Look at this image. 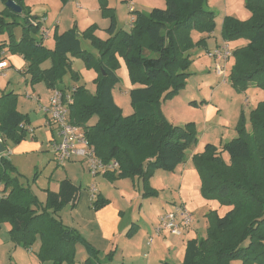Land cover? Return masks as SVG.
Instances as JSON below:
<instances>
[{
	"label": "trees",
	"instance_id": "1",
	"mask_svg": "<svg viewBox=\"0 0 264 264\" xmlns=\"http://www.w3.org/2000/svg\"><path fill=\"white\" fill-rule=\"evenodd\" d=\"M13 1L21 7L20 14L9 9L0 12V62L5 61L4 50L17 54L26 62L30 85L42 83L48 90L69 93L68 121L83 129L88 144L103 163L118 164L117 171L103 177L110 182L138 178L143 197H155L157 192L150 187L154 173L174 172L197 144L195 125L171 124L161 112V103L172 99L185 85L190 52L198 44L190 33L197 30L210 34L215 27V15L207 9V0H164V9L132 11L134 22L127 31L116 30L113 17L105 15L109 19L104 30L106 40L95 35L96 26L88 27L79 37L76 28H70L53 34L50 49L41 37L34 38L39 25L31 21L38 17L30 15L22 0ZM244 4L250 13L247 21L225 17L221 24L223 41H247L244 47L232 51L228 81L238 93L249 86L264 91V0H244ZM17 16H22V21H17ZM15 28H20L18 40ZM82 38L92 45L96 57L81 48ZM73 57H80L96 72L93 92L84 86L72 91L63 88L61 78ZM118 59L124 62L133 86L127 92L132 107L129 116L122 115L112 94L119 83ZM46 62L50 66L43 69ZM72 78L77 81L75 73ZM17 99L13 92H1L0 140L5 147L8 142L17 145L27 137L22 125L29 124L28 115L17 111ZM248 123L253 137L241 112L236 138L219 146L206 143L191 157L202 198L215 200L228 210L222 216L213 210L205 215V235L186 242L181 264H229L232 260L264 264V99L250 111ZM0 186V226L9 224V241L25 250L38 242V264H75L77 244L86 249L83 264L98 263V252L58 216L66 206L74 207L80 186L64 179L55 191L47 188L45 201L40 202L30 187L18 183L14 168L2 155ZM105 204L107 201L97 192L95 201L90 202L94 210Z\"/></svg>",
	"mask_w": 264,
	"mask_h": 264
},
{
	"label": "rangeland",
	"instance_id": "2",
	"mask_svg": "<svg viewBox=\"0 0 264 264\" xmlns=\"http://www.w3.org/2000/svg\"><path fill=\"white\" fill-rule=\"evenodd\" d=\"M130 3L134 4L133 7L131 5L129 6ZM22 4L31 16L43 18L44 23L46 20L47 25L52 24L56 20H58V32H62L63 28L71 27L76 28L77 33L80 35L88 27L96 26L97 30L95 31V34L102 40H106L108 38V35L103 29L105 27L108 28L109 26V19L105 17V15H111L113 17L116 30L121 29L127 31L130 27L132 11L138 10L143 13H148L153 8H165L164 0H67L65 2V5H63L64 2H62L61 0H22ZM76 5H78V7ZM206 7L215 15V27L210 34L203 33L197 30H193L190 33V37L194 44L198 43L194 46L193 49L196 53L198 52L199 56H197L195 61H191V64L189 65V75L186 77L183 89L180 90L172 99L166 100L161 103L162 114L168 121L172 120L174 122V125L180 126L187 123H193L195 125V131L199 138V144H196V146H194L189 151L193 150L199 152L202 151L206 143H212L216 144V146H219L220 139L223 144L237 137V132L236 130H234V122H238L240 115L237 117L238 119L236 117L230 119V114L235 108L232 107V105H230L229 103V93H233L234 95V92H232L231 87L229 86L228 75L226 74V78L216 76L214 71V62L207 57L206 50L213 49L215 43L217 41H221V24L225 17H232L239 21H247L250 18V13L245 8L244 0H207ZM6 9L7 8L5 7V3L0 0V12H3ZM22 19V16L16 17V20L19 22L22 21ZM98 27L102 29H99ZM19 31L20 30L17 29L16 33H18ZM33 35L34 38L40 39V30L35 34L33 33ZM53 42L54 35L53 33H50L49 37L44 40L43 45L46 48L50 49ZM246 42L247 41L245 39H238L235 41H229L228 45L230 50L233 51L237 48L244 47L246 45ZM81 48L96 57V52L93 49L92 45L84 38L81 39ZM68 62L69 69L66 70L65 75L61 78L62 84H64L63 88L67 87L72 91L76 87L74 85H77L84 86L90 92L94 91L93 79L96 76V72L92 68H89L86 65L85 61L80 57L69 58ZM48 65L49 63L47 62L43 64V67H47ZM206 71H209L210 73L208 74V72ZM74 73L77 76V81L72 78V75ZM116 74L119 78V83L113 88V99L115 103L121 108L122 115L129 116L132 113V107L127 94L124 70L119 67V69L116 71ZM8 80L9 82H7ZM17 81L18 79H14L12 77H10L9 79L0 78V88L12 86V90H16L18 92V90H22L24 84L18 88L16 84ZM34 86H36L35 91H33L34 93H32L31 89L28 90V93L38 98H42V101L44 102L47 96V89L42 83ZM214 91L219 92L214 93ZM210 93H212L214 101L213 104H220L219 106L223 108V113L212 120L205 121V111L198 106H193L191 102L196 100L199 103V101H201V97L208 98ZM22 95H19L20 101L19 103L17 101V109L19 110V112H27L28 115H30V117L32 118V125H36L39 127V125H42L45 120L44 115L42 114L41 110L38 109V105L34 100L32 101L30 99H27L25 95ZM263 96L264 91L254 86H249L245 91V94L243 95L244 99H246V102L243 105V113L245 115L247 123L246 129L252 137L253 133L248 123L249 113L256 107L258 102L264 99ZM243 97H241V100L243 99ZM237 99L239 102L240 98ZM219 100H222L221 103H218ZM237 113L238 112L236 111V114ZM229 128H231V130ZM225 130H229V134H224L223 136V132ZM30 136L31 135L28 134L26 138L30 139ZM13 146L15 145L8 142L6 145V152L2 155H7V158L17 175L18 183L30 187L31 190L37 195L40 202L45 201V197L43 195L45 193L44 191L47 189L48 185L51 186V184L53 183L54 177H52V174L53 176H56L57 171L59 173H62L64 172V170L66 171V176L68 174H70L71 176H76L78 180L76 181V184L80 185V196L82 191H85L86 186L92 184L93 186H95L96 190L100 188L105 195L109 194L113 197L117 196L116 189L110 185V182L104 179L101 175L93 177L87 171L85 165L81 163L80 159H78L77 157H73L69 160V162H66L64 164V169V167L62 168L55 165L52 159L50 147L45 146L42 148V151L32 155L18 153L15 154L12 151ZM254 154L258 160V154L256 152H254ZM224 159H227L226 156L224 157ZM260 162L261 158L259 160L258 167H260ZM160 175L161 176H159L157 181L156 177L154 178V182L156 181L155 188L160 191L163 190L164 185L168 184L166 186H169L170 189L163 195L171 194L177 199H185L186 204H189V206L192 208V212H196L195 217L198 216V218H202V212L209 213L212 210L216 211L220 216H222L228 210V207L220 205L215 200H205L202 198L199 189L200 183L196 182L193 184V174L192 178H189L190 181L188 180L189 184L186 186H181V189L178 188L179 181L175 178L168 177L167 172H161ZM126 183L127 184L125 187L130 189L127 194L129 196L131 195V197H133V195H137L134 191V188H132V184L128 186L130 180H127ZM159 200L160 199L158 198H152L151 201L146 200L143 206L146 207L148 203H151L152 208L157 209V207L159 206ZM138 206L139 205L137 203L134 210H132V212H128L129 218L132 215H137ZM64 210L65 211L63 212H68L69 206H66ZM61 213L60 215L58 213V216H60L62 223L66 225V220L68 219H66V216L65 219H63ZM196 230L199 233L202 232L200 227H198ZM6 241L8 244L5 245ZM10 242L6 237V230L4 225H1L0 264H38V262L34 261L28 256L29 254L34 255L37 253L39 246L38 243H35L37 244L36 247L35 244L31 247L32 250L30 252L21 250L22 247L17 249L23 253V256L25 257L24 260V258L22 256L20 257L19 254L14 255V245L10 244ZM83 255L84 254L82 252L77 253V257H75V264H79V261L83 260ZM99 260L100 264L109 263L104 259V257H100ZM116 262L117 260L115 262L112 261L111 264H116ZM229 264H241V262L239 260H232Z\"/></svg>",
	"mask_w": 264,
	"mask_h": 264
},
{
	"label": "crops",
	"instance_id": "3",
	"mask_svg": "<svg viewBox=\"0 0 264 264\" xmlns=\"http://www.w3.org/2000/svg\"><path fill=\"white\" fill-rule=\"evenodd\" d=\"M61 1L64 2L63 5H65V2L67 0H61ZM130 5L133 7L134 4L130 3L129 6ZM76 6L78 7V5ZM135 11H138V10H135ZM46 23L47 22L45 20V23H44L45 25L43 26L45 28H48L53 34L55 32H57L58 34H61L65 32L66 30H68L69 28H71V27L63 28L62 32H58V28H59L58 20H56L54 23L49 24V25H47ZM105 28L103 29L105 30ZM17 29L20 30V28L14 29V37L16 40L20 38V31L16 33ZM99 29H102V28H99ZM222 43L228 44V42H225L221 39L220 42L217 41L215 43L213 48L218 47ZM206 51H210V50H206ZM190 54H191V61H195L197 56H199L198 52L196 53L194 49L191 50ZM2 57L5 58L8 68L2 70V72L0 73V78L1 79H9L10 77L14 79L16 78L18 79V81L16 82L17 87L19 88L23 84L24 86L22 90H18V92L16 90H12L13 88L12 86H7L6 88H0V92L2 91L4 92L8 91V92H13V93L15 92L14 94H16L18 97L17 99L18 103L20 101L19 95H22V94L25 95L27 99H30L32 101L34 100L36 104L38 105V109H40L42 114L44 115V119H45L43 124L39 125L38 127L36 125H32L31 123L32 118L30 117V115H28L27 112L24 113L20 111V113L28 115L29 124L27 125V127L30 130H32V133L31 134L27 133V135L28 134L31 135L30 139L26 138L19 144L13 146V150H12L13 153L34 155L42 151L43 150L42 148L45 146L50 147L51 149L50 144L53 141L58 140L57 128L55 125L49 123L48 116L41 109V107H47L48 98L52 90L47 89V96L44 102L42 101V98H38L36 96H33L32 94H29L28 90L31 89L32 93H34L33 91H35L36 86L30 85L29 83L30 77L28 74L25 73L26 62L23 60L21 56L17 54H9L6 50L2 52ZM118 62H119L120 68L124 70L126 88L128 92L133 86H131L130 84L127 68L124 62L121 59H118ZM232 64H233V61L231 59L226 67L227 75H229V70ZM49 66L50 64L47 67H43L42 65V68L47 69L49 68ZM206 72H208V74L210 73L209 71H206ZM7 82H9V80ZM74 86L77 87V85H74ZM229 86L231 87L230 83H229ZM231 90L232 92H234V95L233 93L232 94L229 93V98H230L229 103L235 109H233V111L231 112L230 119H232L233 117L237 118L240 115V113L243 112V105L246 102V99H244L243 97L245 92L238 93L232 87H231ZM217 92L219 91H214V93H217ZM241 97H243L242 100H241ZM237 98H240L239 102ZM200 99L201 101L199 102H204V104L199 105V103L196 100L192 102L197 103L198 104L197 106L199 108H202L205 111V114H204L205 121L212 120L215 117L223 113V108L219 106L220 104H213L214 101H213L212 93H210L208 98L201 97ZM221 101L222 100H219L218 103H221ZM17 111L19 110L17 109ZM236 111L238 112L237 114H236ZM169 122L171 124L174 123L172 120ZM236 123L237 121L234 122V130H235ZM229 129L231 130V128ZM228 131L229 130H225L224 131L225 133L223 132V136L224 134L228 135L229 134ZM220 140H219V143L222 144ZM198 144H199V138L197 140V145ZM213 145L216 146V144H213ZM189 150L187 151L185 163L178 165L176 169L174 170V172L168 173L167 175L168 177L175 178L179 181L178 188L180 189L182 188L181 186H186L189 184L188 183L190 181L189 178H192V174H193V179H192L193 184L196 182L200 183L198 175L191 163V157L194 154L200 153L201 151L199 152V151H193V150L189 151ZM51 153H52V159L55 165L59 166L57 165L55 161V156L52 150H51ZM69 160L66 162H69ZM80 162L83 163L82 160H80ZM59 167L63 168L64 165L59 166ZM57 172H56V176H53L52 174V177H54L53 183L51 184V186L48 185L47 187L50 190L55 191L57 189L58 183L64 179H68L73 184L80 186L79 184H76L77 183L76 181H78L76 176L74 175L71 176L70 174L66 176L65 170L64 172H62L63 174L59 172L57 173ZM161 172H164V171H156L153 177L150 179V187L154 191L157 192V195L155 197H148V198L143 197L141 181L138 178L116 180L113 182H110L107 180L108 182H110V185L116 189L117 196L113 197V196H110L109 194L105 195L103 191L100 188H98L97 195H99L101 199L107 201V204H105L103 207H101L98 210H94L91 207L90 201H89V193L87 191V187H89L90 186L89 185V186H86L85 191H82L81 196L79 195L80 197L78 198L74 207L69 208L68 212H63L65 211L64 209L59 212V215L62 212L61 216L63 217V219H65V216L67 217L66 219L68 220H66V226L74 229L86 243H88L95 251L98 252V263L97 264H100V260H99L100 257H104V259L109 262L108 264H111L112 261L115 262L116 260H117L116 264H161L163 262H167L169 264H181L186 242L190 239H194L195 237H202L205 235L206 229L208 227L207 219L205 216L207 212L201 213L202 218H198V216L195 217L196 212L194 213L192 212V208L189 206V204H186L185 199L183 200L181 198L177 199L171 194L163 195L170 189L169 186H166L168 184L164 185L163 190H160V191L157 190L155 188V185H156L155 182L157 181L159 176H161L160 175ZM104 174L106 173H103L100 175L103 177ZM155 177H156V181L154 182ZM127 180H130V183H128V186L132 184V188H134V191L136 192L137 195L135 196L133 195V197H131V195L129 196L127 194L128 191L130 190L129 188L125 187L127 184L126 183ZM43 195L45 197V193ZM152 198L160 199L159 206L157 207V209H153L151 203H148L146 207L143 206L146 200L151 201ZM137 203L139 205L137 209L138 211L137 215H132L129 218L128 212L130 211L132 212V210H134ZM178 204L185 205V207L192 214L193 216L192 227L184 228L182 230L181 236H173L171 234H168L167 232H162L158 237L154 238L152 245L148 246L147 239L153 235V228L156 225H158L161 216L165 214L166 212L170 211L173 208V206L178 205ZM2 225H4L5 227L6 237L8 238V231L10 230V225L7 223H3ZM198 227H200L202 231L201 233H199L196 230ZM6 244H8L7 241L5 245ZM10 244H13V243L10 242ZM36 245L37 244H35V247ZM13 248L15 250L14 255L19 254L20 257L22 256L25 260L23 253L17 250L21 247L14 245ZM21 250H25V249L21 248ZM31 250L32 249L26 250V251L30 252ZM78 252H82L84 254L83 260L79 261V264H82L87 257L86 249L82 244H77L75 246V257H77ZM109 254L110 256H108ZM28 256L32 258L34 261L38 262L36 258V254L34 255L29 254Z\"/></svg>",
	"mask_w": 264,
	"mask_h": 264
},
{
	"label": "built area",
	"instance_id": "4",
	"mask_svg": "<svg viewBox=\"0 0 264 264\" xmlns=\"http://www.w3.org/2000/svg\"><path fill=\"white\" fill-rule=\"evenodd\" d=\"M133 22L134 17L132 16L130 25ZM31 23L34 26L39 25L40 37L42 42H44L51 33L48 28L43 26L44 19L38 18L35 21H31ZM206 55L209 59L214 61V71L216 75L225 78L226 67L232 56V51L230 50L229 45L227 43H222L218 47L207 51ZM7 68V62L1 61L0 73ZM70 103L71 97L69 93L65 95L58 89H53L49 95L47 107H41V109L47 114L49 123L55 125L57 128L58 140L53 141L50 144L57 165L63 166L66 161L75 156L84 162L87 171L93 177L99 174L117 171L118 164L115 161H111L107 164L103 163L95 155L93 148L88 144L83 129L68 121L67 105ZM22 127H24L28 133H32V130H30L27 125H22ZM2 156L7 158V155ZM96 192L97 190L95 186L91 185L88 187L90 202L95 201ZM192 223V214L185 205H175L170 211L161 216L159 224L153 230V235L147 239V245L150 246L153 243L154 237H158L163 231H166L173 236H181L182 230L184 228H190Z\"/></svg>",
	"mask_w": 264,
	"mask_h": 264
},
{
	"label": "water",
	"instance_id": "5",
	"mask_svg": "<svg viewBox=\"0 0 264 264\" xmlns=\"http://www.w3.org/2000/svg\"><path fill=\"white\" fill-rule=\"evenodd\" d=\"M5 7L15 14L21 13V7H19L13 0H8L7 2H5ZM79 36L80 35L76 33V37ZM5 149H6L5 145L0 140V155H2L5 152Z\"/></svg>",
	"mask_w": 264,
	"mask_h": 264
}]
</instances>
